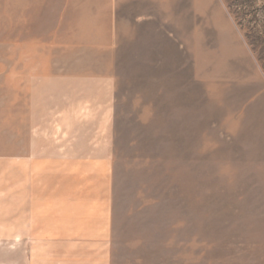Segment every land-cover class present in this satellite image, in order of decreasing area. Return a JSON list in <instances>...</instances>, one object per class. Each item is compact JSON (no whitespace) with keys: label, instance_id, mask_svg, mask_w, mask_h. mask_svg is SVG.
<instances>
[{"label":"rangeland","instance_id":"obj_1","mask_svg":"<svg viewBox=\"0 0 264 264\" xmlns=\"http://www.w3.org/2000/svg\"><path fill=\"white\" fill-rule=\"evenodd\" d=\"M89 161L115 264H264V0H0V193Z\"/></svg>","mask_w":264,"mask_h":264},{"label":"crops","instance_id":"obj_2","mask_svg":"<svg viewBox=\"0 0 264 264\" xmlns=\"http://www.w3.org/2000/svg\"><path fill=\"white\" fill-rule=\"evenodd\" d=\"M113 184L106 161L62 170V183L37 196L34 175L13 178L0 193V241L22 249L26 264H115Z\"/></svg>","mask_w":264,"mask_h":264}]
</instances>
